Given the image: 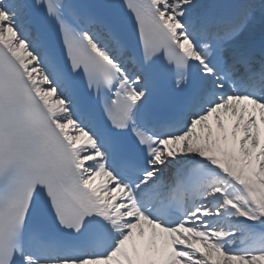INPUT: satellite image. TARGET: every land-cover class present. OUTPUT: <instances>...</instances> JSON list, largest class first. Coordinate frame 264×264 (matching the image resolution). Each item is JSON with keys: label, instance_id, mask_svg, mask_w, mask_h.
I'll use <instances>...</instances> for the list:
<instances>
[{"label": "snow or ice", "instance_id": "obj_1", "mask_svg": "<svg viewBox=\"0 0 264 264\" xmlns=\"http://www.w3.org/2000/svg\"><path fill=\"white\" fill-rule=\"evenodd\" d=\"M0 264H264V0H0Z\"/></svg>", "mask_w": 264, "mask_h": 264}]
</instances>
